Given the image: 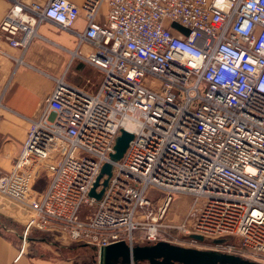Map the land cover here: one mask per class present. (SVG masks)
<instances>
[{"label":"built area","instance_id":"2783aa9c","mask_svg":"<svg viewBox=\"0 0 264 264\" xmlns=\"http://www.w3.org/2000/svg\"><path fill=\"white\" fill-rule=\"evenodd\" d=\"M8 2L0 34L21 51L17 64L42 22L71 31L83 14L71 60L102 74L95 93L56 79L11 167H0V213L22 226L15 261L35 232L97 252L171 243L175 231L264 264V0ZM120 130L132 139L112 162ZM174 195L192 199L178 224L167 220Z\"/></svg>","mask_w":264,"mask_h":264},{"label":"crops","instance_id":"0c3cea01","mask_svg":"<svg viewBox=\"0 0 264 264\" xmlns=\"http://www.w3.org/2000/svg\"><path fill=\"white\" fill-rule=\"evenodd\" d=\"M40 1L44 3L47 0ZM66 1L82 5L85 0ZM9 8L8 0H0V22ZM106 13L107 5L103 4L97 17L99 23L104 22ZM85 28L83 14L76 19L71 31L62 30L49 21L42 22L37 30L40 37L30 42L23 54L22 64L15 61L20 57L21 51L9 46L0 34V167L3 169L11 167L25 140L29 120L40 117L56 79L63 78L66 83L93 93L98 90L102 74L86 63L71 60L70 56V51L77 43L76 33H82ZM43 235L46 238L39 234V237L34 238L35 244L53 247L54 244L47 245L44 241L48 237L65 244L68 242V245L74 243ZM18 239L17 234L9 235L0 230V264H99L95 250L89 258H82L74 254L69 246H62L61 249L53 247L48 251L33 248L15 261L20 241Z\"/></svg>","mask_w":264,"mask_h":264},{"label":"water","instance_id":"95a60500","mask_svg":"<svg viewBox=\"0 0 264 264\" xmlns=\"http://www.w3.org/2000/svg\"><path fill=\"white\" fill-rule=\"evenodd\" d=\"M171 27L184 35L188 34L187 30L176 23H172ZM131 139L132 135L130 133L120 130V135L113 147L114 152L110 154L112 162H118L122 158ZM111 170L112 164L110 163L102 166L101 172L89 192V197L95 198L96 201L100 200L111 175ZM104 175L107 178L103 179V188L99 193H96V187ZM191 239L197 242L203 241V238L198 235H192ZM221 243L222 240H217L213 244L219 245ZM97 257L99 264H137L139 262L146 264H259L231 254L184 248L166 242L134 247L119 242L100 248L97 251Z\"/></svg>","mask_w":264,"mask_h":264},{"label":"rangeland","instance_id":"374dc122","mask_svg":"<svg viewBox=\"0 0 264 264\" xmlns=\"http://www.w3.org/2000/svg\"><path fill=\"white\" fill-rule=\"evenodd\" d=\"M158 195H160V198L162 197L161 194L158 193ZM191 202H192V199L189 196L174 195L172 198V202L170 203V206H169V212H168V216H167L168 222H172L174 224H178L179 222H181L183 220L185 214L188 212L190 205H191ZM0 230H2L6 234H9V235L17 234V236H18L22 232L21 231L22 230L21 222L15 216L9 217L8 215H4V214L0 213ZM38 234L42 238L44 237L42 232L33 233L32 234V241L26 240V248H25L24 254H26L27 251H29L30 249L32 250L33 248H36V249L40 248L42 250L48 251V250L54 249L53 247H57L58 249H61L62 246H69L72 248L74 254H76L78 257L89 258L91 255V252L93 253L95 250L92 247L85 246V245L78 244V243H76V244L73 243L71 245H68L67 244L68 242L65 244L59 240L52 238V237H48L47 240H44V241H46L47 245L54 244L53 247L52 246L46 247L45 245L35 244L36 242H34V241H36V240L34 238H37ZM176 234H177V232L173 231L171 234L172 237L169 239V241L170 242L172 241V242L171 243L167 242V243L172 244V245H176V246H180V247H184V248H192V249L205 250V251H214L213 248L208 246L206 243L191 242L186 237H182L181 235L177 236ZM27 238H28V236H27ZM44 238H46V237H44ZM64 240L68 241L67 238H64ZM19 245H20V241H19ZM135 245L144 246V245H150V244H148V243H137L136 244L135 243ZM225 254H227V253H225ZM237 256L242 258V259H245L239 255H237ZM245 260H248V259H245ZM249 261H251V260H249Z\"/></svg>","mask_w":264,"mask_h":264},{"label":"trees","instance_id":"16d2710c","mask_svg":"<svg viewBox=\"0 0 264 264\" xmlns=\"http://www.w3.org/2000/svg\"><path fill=\"white\" fill-rule=\"evenodd\" d=\"M96 251V250H95ZM140 263V262H139ZM138 264V263H137Z\"/></svg>","mask_w":264,"mask_h":264}]
</instances>
